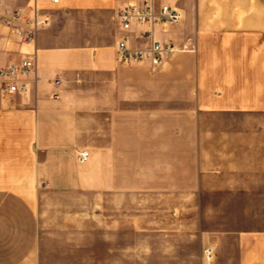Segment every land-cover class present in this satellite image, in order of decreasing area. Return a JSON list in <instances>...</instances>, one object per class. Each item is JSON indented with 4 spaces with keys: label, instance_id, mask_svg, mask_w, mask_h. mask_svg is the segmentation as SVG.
Wrapping results in <instances>:
<instances>
[{
    "label": "crops",
    "instance_id": "0c3cea01",
    "mask_svg": "<svg viewBox=\"0 0 264 264\" xmlns=\"http://www.w3.org/2000/svg\"><path fill=\"white\" fill-rule=\"evenodd\" d=\"M150 1L179 22L123 29L119 9L142 0H0V67L33 61L26 91L0 92V264H264V192L246 226L214 196L178 210L167 194L147 221L135 183L173 182L142 156L173 154L175 122L193 170L264 180V0ZM34 5L49 22L25 41L3 16ZM124 37L174 50L127 63Z\"/></svg>",
    "mask_w": 264,
    "mask_h": 264
},
{
    "label": "rangeland",
    "instance_id": "374dc122",
    "mask_svg": "<svg viewBox=\"0 0 264 264\" xmlns=\"http://www.w3.org/2000/svg\"><path fill=\"white\" fill-rule=\"evenodd\" d=\"M174 132L173 154L142 156V167L151 169L152 178L155 177L160 181L167 176L173 180V182H135L136 184L140 183L143 190L141 207L143 218L148 221L149 212L166 208V205H169L165 201L167 194H173L175 209L178 206V210H182L183 195L187 196L186 202L189 201L186 204V208L190 207L191 210H197L199 205H202L204 209L205 204L207 208V201L210 200V197L213 198L214 196L216 200L218 197L222 199L223 208L225 206L227 209H230L232 214L230 220L232 222H236L239 226L252 224L253 220L246 215L245 209L247 205L250 206L251 204V206H254L256 200H258V205L261 202L264 192V180L260 176L263 173L246 171L199 172L193 170L194 156L182 153V140L178 137V134H180V124L177 122L174 124ZM145 157L150 163L144 162ZM257 174L259 175L258 178L252 176ZM128 184L131 185L134 182H127ZM213 184H216V189H213V186L212 188L209 187ZM148 195H152L157 199L148 201ZM127 201L129 200L127 199ZM134 257L135 253L133 251H127V260Z\"/></svg>",
    "mask_w": 264,
    "mask_h": 264
},
{
    "label": "built area",
    "instance_id": "2783aa9c",
    "mask_svg": "<svg viewBox=\"0 0 264 264\" xmlns=\"http://www.w3.org/2000/svg\"><path fill=\"white\" fill-rule=\"evenodd\" d=\"M57 2L58 0H54ZM33 13L30 14L24 9L5 10L3 16V24L9 26L11 30L16 32L23 40L31 41L35 38L37 29L49 22V15L43 14L34 5L31 8ZM119 19L123 29L129 30L133 22L144 23L147 21H161L166 24H175L181 18L179 9L169 3L161 5L157 12L154 11L150 0H142V2H132L118 11ZM13 21H20L15 23ZM2 26L0 25V33ZM174 50V45L168 42L158 40L147 48H132L127 43V38L124 37L119 41V54L121 60L130 63L134 61H148L152 65H159L164 59L166 53ZM33 67L31 57L26 56L20 62H13L7 66L0 67V92L16 93L27 90V84L23 81V77L28 75ZM59 80L57 79V82ZM89 151L84 149L80 151L79 158L81 161L87 160ZM214 255V248L209 246L205 248V256L211 260Z\"/></svg>",
    "mask_w": 264,
    "mask_h": 264
}]
</instances>
